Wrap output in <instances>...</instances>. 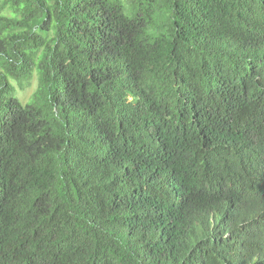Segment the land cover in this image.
Returning a JSON list of instances; mask_svg holds the SVG:
<instances>
[{"label": "trees", "instance_id": "trees-1", "mask_svg": "<svg viewBox=\"0 0 264 264\" xmlns=\"http://www.w3.org/2000/svg\"><path fill=\"white\" fill-rule=\"evenodd\" d=\"M0 264H264V0H0Z\"/></svg>", "mask_w": 264, "mask_h": 264}, {"label": "rangeland", "instance_id": "rangeland-1", "mask_svg": "<svg viewBox=\"0 0 264 264\" xmlns=\"http://www.w3.org/2000/svg\"><path fill=\"white\" fill-rule=\"evenodd\" d=\"M36 87V81L33 80V85L31 87L26 88L24 91H19V97L22 99H27L28 96L32 93V91Z\"/></svg>", "mask_w": 264, "mask_h": 264}]
</instances>
